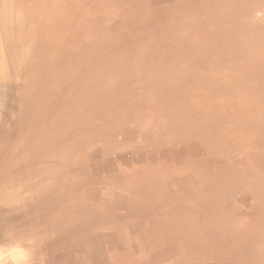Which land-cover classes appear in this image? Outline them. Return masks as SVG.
Here are the masks:
<instances>
[{
  "label": "bare ground",
  "instance_id": "1",
  "mask_svg": "<svg viewBox=\"0 0 264 264\" xmlns=\"http://www.w3.org/2000/svg\"><path fill=\"white\" fill-rule=\"evenodd\" d=\"M223 3L0 0V264H36L38 252L46 264H85L91 249L108 264H155L187 252L186 240L205 252L230 230L219 221H230L229 200H253L255 221L218 264H264V56L249 47L246 72L231 67L211 32L225 24ZM145 87L158 94L160 122L134 136ZM127 152L142 190L156 186V168L186 164L188 176L170 179L198 203L190 233L177 235L175 217L147 215L105 179L109 155Z\"/></svg>",
  "mask_w": 264,
  "mask_h": 264
},
{
  "label": "rangeland",
  "instance_id": "2",
  "mask_svg": "<svg viewBox=\"0 0 264 264\" xmlns=\"http://www.w3.org/2000/svg\"><path fill=\"white\" fill-rule=\"evenodd\" d=\"M228 1V4H222V10L226 14L225 24L221 28L216 29L223 24V20H219L216 24L212 25L214 30L211 32L214 37L224 39L222 41L225 42L226 53L231 57L234 63L231 64V67L237 66L238 71L246 72L248 63H246L247 61H244L243 56L246 52L248 53L249 47H255V49L263 51L262 56H264V2L262 0H240L238 2H236V0ZM215 6L219 7L217 4H215ZM148 26L149 25L145 26V28H148ZM249 31H252L253 33L250 34L248 33ZM236 46H239V48H235ZM255 49L253 51H256ZM248 54L251 57L253 55L251 52ZM238 58L242 59V62L247 66H238ZM252 58L256 59L254 57ZM260 80L264 83V74ZM262 88L263 91L261 94L264 93V87H261L260 90H262ZM157 95L156 90L152 87H145L140 91L137 106H133V116L128 124L129 129L134 136L137 134L153 133L154 130L158 129L160 114L157 115L156 111L159 112L160 109L158 107L159 105L156 103ZM123 154L113 153L109 155L108 164L106 168L102 170V174L105 179L109 181L110 185L117 188L118 192L123 195H134L136 204L134 205L137 209L143 210L147 215L158 216L161 214H167L175 217L173 221L177 225L182 226L178 227L177 235L190 233L192 227L191 224L194 225V220L196 216H198V214L194 212V207L195 205H198V203L189 194L179 191L177 182L170 179L172 177L184 178L188 176V167H186V164L175 162V160H173L174 162L172 161L173 165L170 168V173H167L165 170H162L160 173V170L156 168L153 172V180L156 186L153 189L142 190L141 188L145 184L139 173L136 171L135 166H132L131 164L126 165L130 161L131 154L129 152ZM255 204L256 203L253 200H244L243 202H231V200H229L226 205L232 206L230 211L225 213L230 215V221H225L221 219L220 216L219 221L228 225L230 230L229 232L220 233L215 236V244L212 246L213 248H210L209 250L206 249L204 250L205 252H200L201 249L199 248L203 247L202 243H197L193 246L192 244H188L186 240L184 247H187V252L183 247L175 250L173 249V252L171 253L163 252L158 255L155 264H202V261L200 260L201 258L204 259V264L205 261H207V264H218V257L221 256L220 249L230 244L232 237L237 234V231L243 227L245 222L251 224L255 221L252 216ZM218 206V203H214L211 207H204L212 212L214 207ZM34 213L35 229L39 231L41 235L44 231L47 233V231L50 230L47 227L48 225H42L36 217V212ZM5 218V215H0V226H4ZM171 227L174 228L176 226H172L171 224ZM40 234L39 237H41ZM173 239L175 240L174 244L177 243L176 235ZM40 248L44 250L42 247V241L40 243ZM88 251L89 252L85 254H80L85 264H108L105 259L97 255L95 249ZM38 253L40 255L37 254L38 257H36L35 263L46 264L47 262L45 259L47 254ZM56 259L57 260H52L51 263L54 264L57 262L56 264H61L60 262H63L61 258ZM139 259H146V254L141 255ZM38 260H40V262Z\"/></svg>",
  "mask_w": 264,
  "mask_h": 264
}]
</instances>
